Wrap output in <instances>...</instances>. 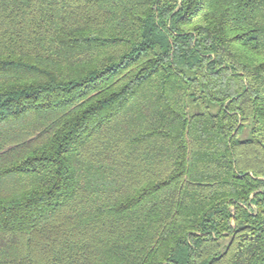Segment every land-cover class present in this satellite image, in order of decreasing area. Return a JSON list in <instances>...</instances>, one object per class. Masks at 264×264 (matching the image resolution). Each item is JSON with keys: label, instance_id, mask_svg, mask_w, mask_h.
<instances>
[{"label": "trees", "instance_id": "16d2710c", "mask_svg": "<svg viewBox=\"0 0 264 264\" xmlns=\"http://www.w3.org/2000/svg\"><path fill=\"white\" fill-rule=\"evenodd\" d=\"M0 264H264V0H0Z\"/></svg>", "mask_w": 264, "mask_h": 264}]
</instances>
